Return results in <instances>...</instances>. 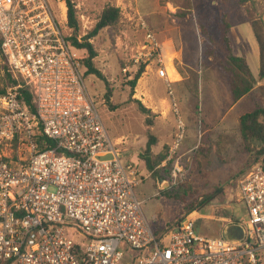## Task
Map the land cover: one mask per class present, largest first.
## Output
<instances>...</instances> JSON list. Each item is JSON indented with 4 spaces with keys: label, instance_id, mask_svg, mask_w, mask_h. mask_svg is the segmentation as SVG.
Listing matches in <instances>:
<instances>
[{
    "label": "built area",
    "instance_id": "obj_1",
    "mask_svg": "<svg viewBox=\"0 0 264 264\" xmlns=\"http://www.w3.org/2000/svg\"><path fill=\"white\" fill-rule=\"evenodd\" d=\"M140 26L143 42L131 60L161 69L179 145L185 124L167 74L174 54L142 17ZM72 33L62 6L56 13L48 0H0L1 55L21 82L0 94V264H259L263 165L240 179L242 240L201 235L193 216L158 234L137 195L144 177L122 159L124 140L109 136L85 84L82 52L68 40ZM22 86L34 111L18 97ZM36 134L54 146L40 149ZM123 243L144 254L130 261Z\"/></svg>",
    "mask_w": 264,
    "mask_h": 264
},
{
    "label": "rangeland",
    "instance_id": "obj_2",
    "mask_svg": "<svg viewBox=\"0 0 264 264\" xmlns=\"http://www.w3.org/2000/svg\"><path fill=\"white\" fill-rule=\"evenodd\" d=\"M72 1L78 14L80 38L94 29L107 4L121 10L116 24L100 30L90 40L98 53L95 66L106 81L93 74L84 77L109 136L113 141L124 140L118 146L122 159L135 164L144 177V182L137 188V195L144 201L143 209L151 226L157 232H163L186 215L183 200L162 191H185L183 198L190 201L201 200L216 189H222L192 216L197 218L196 227L201 235L223 236L227 225L235 224L236 219H243L245 215L243 205L238 202L240 179L254 165L264 167V155L247 150L238 128L240 116L256 106H264V89L258 86L241 104L230 110L234 100L229 76L224 70L227 66L224 37L228 27H232L233 52L245 53L248 66L257 78L259 49L249 22L255 21L264 29V0H246L244 3L241 0H191L189 7H182L171 0ZM48 2L54 12L57 13L62 6L67 15L65 1ZM140 17L158 40L171 38L173 47L180 50L179 54L173 55V65L182 64L174 69L180 77L177 86L173 85L175 82L169 70L167 73L185 124L183 139L192 142L190 147L184 148L185 151L181 150L183 139L175 145L174 140L181 133L178 116L158 66L150 65L146 69L148 73L141 84V87L149 89L152 103L142 101L140 91L136 96L139 81L131 97L129 81L132 76L129 75L136 71L131 59L137 55L144 38ZM125 66L129 67L127 74L122 70ZM7 73L0 54V87L8 86ZM261 84L264 85V79ZM108 86L112 90L110 103L105 100ZM133 99L140 100L145 107L152 105L154 110L149 115L152 126L146 125L147 115L138 110ZM150 135L156 137L151 147L152 154L166 151L168 154L158 165L157 172L147 176L149 171L143 158ZM165 147H169L168 150ZM176 167L181 172L175 176ZM120 249L130 261L144 254L126 243L121 244ZM259 264H264V252Z\"/></svg>",
    "mask_w": 264,
    "mask_h": 264
},
{
    "label": "trees",
    "instance_id": "obj_3",
    "mask_svg": "<svg viewBox=\"0 0 264 264\" xmlns=\"http://www.w3.org/2000/svg\"><path fill=\"white\" fill-rule=\"evenodd\" d=\"M65 1L67 5V19H68V27L71 29L72 36L68 38L70 43L78 50L82 52V62L84 67L86 68L85 75L93 74L106 81V78L101 73V71L95 66L94 60L98 56V53L94 47V45L90 42L92 38H94L100 30L114 25L118 22L121 15V10L119 7L114 5L107 4L99 18L98 22L96 23L94 29L85 35L84 37L78 39L79 35V19L77 10L75 7V3L72 0H62ZM176 4L182 7H189L191 4V0H171ZM246 0H241L244 3ZM249 25L253 31V35L258 45L259 49V71L258 76L255 78L248 66L247 59L244 54H236L233 52V45L234 43L230 37L231 28L228 27L226 30V34L224 37V41L226 43L227 48V66L225 67V72L229 76L230 84H231V95L233 100L236 102L243 96L249 94L253 88L257 85L258 81L264 79V29L260 27L255 21L249 22ZM0 54H1V36H0ZM2 56V55H1ZM7 67V65H6ZM7 76H8V86L6 88L0 87V94H4L9 87H14L21 84L19 79H16L13 74L8 70L7 67ZM146 71V64H141L136 67V71L134 73H130L129 76H132L131 81H129L131 87V97L134 94V90L137 86L138 81L142 77V75ZM129 74V73H128ZM264 89V86H262ZM18 97L19 99L23 100L31 111H34V104L32 102V94L28 87H20L18 89ZM112 98V90L108 86L107 91L105 93V100L107 103L111 102ZM135 103H137L138 110L147 115L145 119V123L147 126H152L153 121L149 118L151 114V109L145 107L143 103L138 99H133ZM112 107V105H110ZM239 133L243 140V143L247 150L256 151L258 155H264V106H256L249 112L243 114L239 118ZM35 138L39 144L40 149H46L54 146V143L48 140L42 134H36ZM156 141V137L153 135L149 136L147 146L145 148L144 154L145 157L143 158L145 161L146 168L148 171L152 172L153 174L157 172V167L160 165L167 156V151L164 153L159 154H152L151 147L154 146ZM167 150L169 147H165ZM222 189H216V191L205 195L201 198V200H190L187 201L183 198L184 192L175 191L166 192L162 191L164 194H168L170 197H175L178 199H182L185 203V217H182L179 222L183 219L187 218L188 216H192L197 212H200L205 205ZM178 222V223H179ZM177 223V224H178ZM177 224L174 226L164 230L169 231L172 230ZM157 232V231H156ZM158 234L162 232H157ZM7 264V263H4Z\"/></svg>",
    "mask_w": 264,
    "mask_h": 264
},
{
    "label": "crops",
    "instance_id": "obj_4",
    "mask_svg": "<svg viewBox=\"0 0 264 264\" xmlns=\"http://www.w3.org/2000/svg\"><path fill=\"white\" fill-rule=\"evenodd\" d=\"M250 26V25H249ZM166 27H169V26H166ZM251 28V27H250ZM231 30H232V28H231ZM251 31H252V29H251ZM231 32V31H230ZM252 34H253V31H252ZM254 36V35H253ZM160 41V40H159ZM160 43L164 46V47H166V48H168V49H170L171 51H172V53L174 54V55H176L177 54V52H178V54L180 53V50H177V48L175 49L174 47H173V40L171 39V38H165V39H162V41H160ZM244 55H245V53H244ZM245 57H246V55H245ZM174 59H175V56H174V58H173V61H172V63L171 64H169L168 65V67H167V71L169 70V74H170V76L174 79V82H175V84H173V85H175V86H177V82H179V73H176V72H174V69H176V68H178L179 67V65H182V64H176L175 66L173 65V63H174ZM147 69H149V66L147 67ZM147 73H148V71L147 72H145L144 74H143V76L140 78V80H139V83H138V85H139V89H137V94H136V96L138 95L139 96V91L142 93V97H140V99L142 100V101H147V100H149L148 102H149V104H151L152 103V100H150V97H152V95H151V93H150V91H149V89H145V88H143V87H141V84H142V81L145 79V76H147ZM168 74V73H167ZM182 79V78H181ZM258 86H264V85H262L261 84V81H258V83H257V85L253 88V90H255L256 88H258ZM175 89H177V88H175ZM252 90V91H253ZM176 91V93H177V95H178V92H177V90H175ZM251 91V92H252ZM250 92V93H251ZM248 96V94L247 95H245V96H243L242 98H240L239 100H237L236 102L234 101V102H232L231 103V106H230V110H234V108L236 107V106H238L239 104H241L242 102H243V100L246 98ZM165 101H166V99H165ZM149 109H151V110H154L153 109V107H151L152 105H146ZM241 117V116H240ZM239 117V118H240ZM174 141H176V140H174ZM173 141V142H174ZM183 141H184V139H183ZM172 142V143H173ZM190 143H192V142H187V141H184L183 143H182V148H181V150H183V151H185L184 150V148L186 149V148H188V147H190L189 145H190ZM154 153V152H153ZM156 154V153H155ZM158 168V167H157ZM153 173L152 172H150L149 171V173H148V175L147 176H150V175H152ZM146 179H147V177H145ZM145 179V180H146ZM140 186V185H139ZM138 186V187H139ZM137 187V188H138Z\"/></svg>",
    "mask_w": 264,
    "mask_h": 264
},
{
    "label": "water",
    "instance_id": "obj_5",
    "mask_svg": "<svg viewBox=\"0 0 264 264\" xmlns=\"http://www.w3.org/2000/svg\"><path fill=\"white\" fill-rule=\"evenodd\" d=\"M223 237L233 241H240L244 237V227L241 224H229L223 231Z\"/></svg>",
    "mask_w": 264,
    "mask_h": 264
},
{
    "label": "bare ground",
    "instance_id": "obj_6",
    "mask_svg": "<svg viewBox=\"0 0 264 264\" xmlns=\"http://www.w3.org/2000/svg\"><path fill=\"white\" fill-rule=\"evenodd\" d=\"M65 8V7H64Z\"/></svg>",
    "mask_w": 264,
    "mask_h": 264
}]
</instances>
